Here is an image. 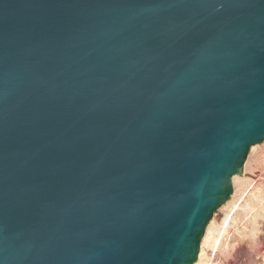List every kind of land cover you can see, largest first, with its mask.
Returning a JSON list of instances; mask_svg holds the SVG:
<instances>
[{
    "label": "water",
    "instance_id": "obj_1",
    "mask_svg": "<svg viewBox=\"0 0 264 264\" xmlns=\"http://www.w3.org/2000/svg\"><path fill=\"white\" fill-rule=\"evenodd\" d=\"M264 143V0H0V264H195Z\"/></svg>",
    "mask_w": 264,
    "mask_h": 264
},
{
    "label": "rangeland",
    "instance_id": "obj_2",
    "mask_svg": "<svg viewBox=\"0 0 264 264\" xmlns=\"http://www.w3.org/2000/svg\"><path fill=\"white\" fill-rule=\"evenodd\" d=\"M258 145L248 170L254 180L240 187L233 207L215 213L201 264H264V143Z\"/></svg>",
    "mask_w": 264,
    "mask_h": 264
},
{
    "label": "bare ground",
    "instance_id": "obj_3",
    "mask_svg": "<svg viewBox=\"0 0 264 264\" xmlns=\"http://www.w3.org/2000/svg\"><path fill=\"white\" fill-rule=\"evenodd\" d=\"M258 147H259V145H255V146H253L251 148V155H250V157L248 158V160L245 163L246 166L244 167L243 173L242 174H238V175H236V176L233 177V179H234V191H233V195L231 196V198L229 199V201L225 205H223L222 210L224 208L228 207V206H232L233 207L234 205H231L232 204V201L234 200L237 192L240 190V187H242V186H244V185H246V184H248V183H250L252 181L253 178H251V176H249V173H248L249 164H250V160H251L252 154L255 152V150ZM235 205H237V202H236ZM226 221H228V220H226ZM214 224H215V218L212 219V221L210 222V224L207 227L206 234H205V236L203 238V241H202V244H201L202 246H201V250H200V254H199V259H198V261L195 264H201V262H203L202 259H204L203 257L205 255V247H206L207 243L209 242V240L211 238V235L213 234Z\"/></svg>",
    "mask_w": 264,
    "mask_h": 264
}]
</instances>
